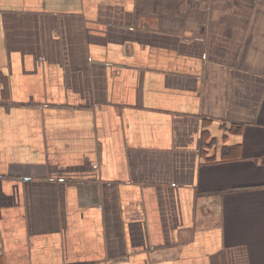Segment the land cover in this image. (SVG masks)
Returning a JSON list of instances; mask_svg holds the SVG:
<instances>
[{
	"label": "crops",
	"instance_id": "crops-1",
	"mask_svg": "<svg viewBox=\"0 0 264 264\" xmlns=\"http://www.w3.org/2000/svg\"><path fill=\"white\" fill-rule=\"evenodd\" d=\"M0 264H264V0H0Z\"/></svg>",
	"mask_w": 264,
	"mask_h": 264
}]
</instances>
